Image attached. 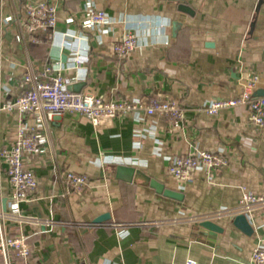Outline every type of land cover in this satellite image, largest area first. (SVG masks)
I'll return each instance as SVG.
<instances>
[{
	"label": "crops",
	"instance_id": "1",
	"mask_svg": "<svg viewBox=\"0 0 264 264\" xmlns=\"http://www.w3.org/2000/svg\"><path fill=\"white\" fill-rule=\"evenodd\" d=\"M5 1V16L18 9L23 17L24 40L16 41L18 26L10 22L1 50V100L19 95L27 63L36 70L50 63L64 68L71 91L75 86L74 92L107 100L171 99L185 112L181 120L122 115L101 131L67 113L48 132L38 129L41 152L28 163L38 185L19 209L60 224L39 234L21 227L31 257L15 264H250L264 241V207L248 218L250 236L232 226L229 211L243 191L264 196V126L255 127L245 108L215 116L195 108L237 96L246 77L264 79V0H183L192 15L169 0ZM86 5L115 23L102 34L86 29ZM127 32L139 46L119 57L113 47ZM263 93L262 86L255 92ZM20 121L33 124L28 115L0 114V147L13 140ZM196 149L223 153L229 164L176 181L168 171L171 158ZM74 175L87 179L78 191L66 186ZM1 191L8 211L4 178ZM104 214L109 218L102 224L81 226ZM204 219L223 232L202 235L197 224Z\"/></svg>",
	"mask_w": 264,
	"mask_h": 264
},
{
	"label": "built area",
	"instance_id": "2",
	"mask_svg": "<svg viewBox=\"0 0 264 264\" xmlns=\"http://www.w3.org/2000/svg\"><path fill=\"white\" fill-rule=\"evenodd\" d=\"M5 5L6 1L0 0V59L4 32L10 22L18 26L19 33L15 36L16 41L24 40L22 15L18 9H14L13 16H5ZM36 8L43 10L44 5L37 4ZM50 23L52 24V21ZM114 23L115 21L111 20L104 11L91 5L85 6L83 26L86 29L102 34ZM67 39L68 35L62 37V46ZM138 46L136 37L127 32L116 40L113 52L119 57H125ZM63 72L64 68L59 65L49 63L41 70H36L27 63L23 67L18 85L19 95L11 100L0 99V114L28 115L33 122L30 125L20 121L13 140L8 145L0 147V264H15V259L23 262L30 259L29 235L21 230V227L32 226L36 229L34 234H39L60 224L51 219L26 216L19 209L21 204L32 200L38 185L33 171L28 167L30 159L41 152L38 129L48 132L50 123L67 113L83 117L95 131L108 129L122 115H132L135 118H141L144 115L158 116L171 120H181L184 117V108L171 99H152L148 102L134 99L107 100L91 93L71 91L67 87L68 81L63 76ZM260 86L264 87V79L261 77L257 75L246 77L241 82V89L237 96L212 101L196 107L195 111L215 116L224 109L245 108L252 124L262 128L264 126V95L255 94ZM228 164V158L223 153L196 149L184 155L172 157L168 171L176 181L189 182L196 171L202 170L209 173ZM2 178L6 182L5 197L10 206L8 211L3 210L1 206ZM86 183L87 179L84 175H74L66 179V186L77 191ZM262 207H264V196L243 191L238 206L229 213L233 216L244 214L248 219L253 209ZM10 224L17 225L19 232L12 233ZM72 226L76 227L74 224ZM81 226L91 225L82 224ZM187 264L192 262L188 261ZM250 264H264V241L252 250Z\"/></svg>",
	"mask_w": 264,
	"mask_h": 264
},
{
	"label": "water",
	"instance_id": "3",
	"mask_svg": "<svg viewBox=\"0 0 264 264\" xmlns=\"http://www.w3.org/2000/svg\"><path fill=\"white\" fill-rule=\"evenodd\" d=\"M169 1L176 2L177 10L180 13L192 15V10L184 3L183 0H169ZM72 88H73V91L78 90V87L74 86ZM262 95H264V93ZM151 184L153 187L159 188V190L162 189V186L154 183V181L151 182ZM164 195H169L173 197L177 196L168 191H165ZM2 209L5 210V199L2 200ZM108 218L109 217L107 214L101 215L100 217L95 219L90 225L92 226L100 225L104 221H106ZM231 224L234 228H236L237 230H239L240 232H242L243 234L247 236H250L253 233V228L244 214H237L233 216L231 218ZM197 229H198V232L202 233V235L207 236V237L208 236L214 237L215 235L223 232L222 228H220L218 225H216L215 223H213L212 221L208 219L199 221L197 224ZM229 258L235 260V258L232 255H229Z\"/></svg>",
	"mask_w": 264,
	"mask_h": 264
}]
</instances>
